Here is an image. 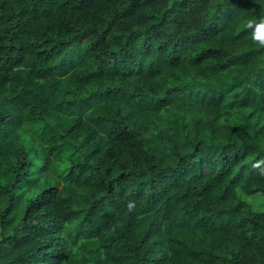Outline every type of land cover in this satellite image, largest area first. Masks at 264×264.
I'll list each match as a JSON object with an SVG mask.
<instances>
[{"label":"trees","instance_id":"obj_1","mask_svg":"<svg viewBox=\"0 0 264 264\" xmlns=\"http://www.w3.org/2000/svg\"><path fill=\"white\" fill-rule=\"evenodd\" d=\"M250 19L264 0H0V264H264Z\"/></svg>","mask_w":264,"mask_h":264},{"label":"clouds","instance_id":"obj_2","mask_svg":"<svg viewBox=\"0 0 264 264\" xmlns=\"http://www.w3.org/2000/svg\"><path fill=\"white\" fill-rule=\"evenodd\" d=\"M245 28L249 30L252 42L260 48H264V19L257 22L254 19L245 22ZM264 175V173H262ZM136 208L135 201H129L126 205L128 213H132Z\"/></svg>","mask_w":264,"mask_h":264},{"label":"rangeland","instance_id":"obj_3","mask_svg":"<svg viewBox=\"0 0 264 264\" xmlns=\"http://www.w3.org/2000/svg\"><path fill=\"white\" fill-rule=\"evenodd\" d=\"M254 207H257L260 211H264V195L256 194L248 198Z\"/></svg>","mask_w":264,"mask_h":264}]
</instances>
